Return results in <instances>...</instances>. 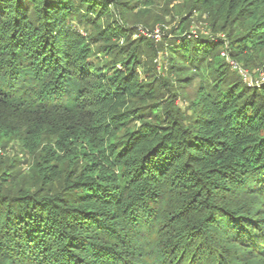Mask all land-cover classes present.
<instances>
[{
  "label": "trees",
  "instance_id": "trees-1",
  "mask_svg": "<svg viewBox=\"0 0 264 264\" xmlns=\"http://www.w3.org/2000/svg\"><path fill=\"white\" fill-rule=\"evenodd\" d=\"M133 3L0 0V147L34 152L49 133L44 185L61 159L76 171L58 192L0 186V264H264V83L220 53L264 58V0H195L228 45L184 27L164 38L172 72L201 78L190 118L141 78L152 42L115 17Z\"/></svg>",
  "mask_w": 264,
  "mask_h": 264
},
{
  "label": "rangeland",
  "instance_id": "rangeland-1",
  "mask_svg": "<svg viewBox=\"0 0 264 264\" xmlns=\"http://www.w3.org/2000/svg\"><path fill=\"white\" fill-rule=\"evenodd\" d=\"M137 3L136 7L131 10L127 15L116 14L118 19L122 20L129 27H134L132 38L138 40L141 36H144L151 40L154 51L143 53L146 66L140 68L141 78L145 81L159 80L161 83L166 84L171 90L163 89L161 95L166 103L171 100V91L177 92L175 108L182 112L184 116L190 118L193 111L191 109V101L195 97L196 90L201 82V78L190 77L179 78V75L172 72L170 66L169 56L172 54L166 49L167 35H177L184 27L187 34L192 32L197 35L202 33L203 35L220 37L228 45L227 33L223 30L214 31L208 21L202 18L197 12L190 11L195 0H124ZM111 11L114 13L113 7ZM115 13H118L115 11ZM126 18V19H125ZM189 18V22L184 24V21ZM106 21V17L102 19ZM74 24L80 28V31L89 35L92 27H87L80 23V17L74 18ZM186 28V29H185ZM175 30V34L172 32ZM183 30V29H182ZM161 34V36L156 34ZM168 33V34H167ZM168 36V37H170ZM217 40V38H215ZM219 40V39H218ZM121 44L125 41L121 40ZM166 47V48H165ZM227 47V46H226ZM147 50V48H146ZM147 50V51H148ZM226 49L221 50V59L228 63L230 66V73H239L242 75L246 73V78L250 85L261 86L264 83V58L260 57L258 60L249 61L248 65L244 62L239 65L237 62L228 59ZM103 56V55H102ZM175 64H179L181 59L178 55H174ZM219 61V59H217ZM221 62V61H220ZM247 67V68H246ZM242 68V69H241ZM245 70H244V69ZM148 70V71H147ZM146 72V73H145ZM204 73V72H203ZM206 74V73H204ZM203 77V76H202ZM245 78V79H246ZM174 84V85H173ZM164 94V95H163ZM131 106V104H129ZM148 120V119H147ZM151 120V118L149 119ZM141 120H134L129 126H140ZM124 132V129L116 135L119 138ZM20 139H13L5 147H0V186L5 193H16L20 188H28L33 186H43L44 182L38 172L35 169V165L40 160L44 150L49 145L55 142V136L49 133H45L41 139V145L34 152H27L23 145L20 143ZM54 163V162H53ZM59 174L50 183L44 185L46 191L58 192L64 183L65 178L69 174L68 163L63 159L58 162ZM76 172V171H75ZM75 172L70 173L69 176H73ZM7 174V175H6ZM3 179V180H2Z\"/></svg>",
  "mask_w": 264,
  "mask_h": 264
},
{
  "label": "built area",
  "instance_id": "built-area-1",
  "mask_svg": "<svg viewBox=\"0 0 264 264\" xmlns=\"http://www.w3.org/2000/svg\"><path fill=\"white\" fill-rule=\"evenodd\" d=\"M156 35H158V36L160 35L161 36V34H158V33ZM244 76H247L246 73H244Z\"/></svg>",
  "mask_w": 264,
  "mask_h": 264
}]
</instances>
